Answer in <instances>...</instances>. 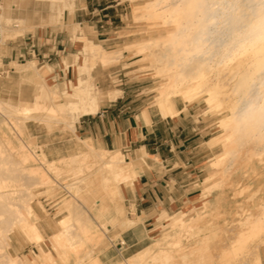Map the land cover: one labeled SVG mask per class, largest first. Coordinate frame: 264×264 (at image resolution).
Listing matches in <instances>:
<instances>
[{
	"label": "bare ground",
	"instance_id": "bare-ground-1",
	"mask_svg": "<svg viewBox=\"0 0 264 264\" xmlns=\"http://www.w3.org/2000/svg\"><path fill=\"white\" fill-rule=\"evenodd\" d=\"M36 1L48 5L51 12L48 21L53 24L63 19L65 11L72 15L75 10V0ZM134 12L138 14L134 17L138 23L148 22L150 30L163 31L158 37L133 44L137 53L149 60L150 68L161 80L155 97L160 113L164 117H175L179 114L175 108L177 101H182L186 107L202 100L209 109L225 114L219 122L221 133L209 143L222 149V153L215 156L211 163L213 169L221 170V178L217 180V175L216 181L213 176L207 178L204 197H210L228 186L240 187V182L231 180L236 170L244 164L247 174L253 161L258 165L264 164V42L261 41L264 37V0H146ZM1 20L6 23L4 27L1 24V37L2 34L7 36V22L11 23L12 19L4 18L2 12L0 23ZM17 22L19 25L14 28L20 29L13 32L19 35L30 22L23 18ZM76 27L79 29L78 25ZM84 53L85 60L77 68V84L70 86L71 91L61 92L57 86H48L44 76L50 69L41 72L37 62L30 61L22 65L21 70L24 73L31 71L28 79L38 84L39 94L35 96V103L20 106L0 100V264H4L5 259L14 264H24L8 252L11 235L18 232L17 229L24 231L31 240H44L38 225L30 223L35 211L32 206L33 190L51 183L44 171L59 173L63 170L48 161L45 154L37 158L35 154L28 153L30 147L25 141L19 140L17 146L20 135L15 133L17 139L13 138L10 131H22L25 122L37 119L35 113L41 111L48 112L43 121L49 129L53 123H63L70 132H74L80 117L97 112L101 103L100 94L88 79L87 74L91 71L89 63L95 61V64L106 67L120 59L122 52L119 49L107 52L100 44L87 42ZM62 96L64 99L61 100ZM23 116L24 120L21 119ZM83 146L86 152L67 157L70 161L65 162L66 168L71 175H79L85 165L82 166V160L88 158L95 159L94 165L99 163L100 166L80 180L84 182L80 183L83 186L76 182L69 189L74 192L100 190L102 196L93 207H88L83 203L85 201L77 198L67 204L65 209L69 215L59 221L61 230L53 238L57 243H68L66 246H69L70 253H82L80 250L89 243L98 242L99 245L105 236L102 227L117 223V218L124 217L119 204L115 203L123 201L121 186H129L139 174L134 162L126 161L121 152L97 151L85 142ZM33 158L35 162L39 161V165L30 167L27 164L34 162ZM93 159L88 161L92 164ZM93 167L90 169L93 170ZM257 171L252 170L251 173L255 175ZM247 189L243 188L237 194L240 196ZM254 194L250 193L247 197L246 202L250 206L255 205ZM83 199L86 198L83 196ZM210 204L205 200L202 212L197 210L190 217L183 212L172 218L168 235L117 264H264V198L253 210L245 207L240 210V219L227 238L229 242L227 239L226 242H215L222 239V232L218 224L207 220L204 215ZM203 209H206L205 212ZM184 240L190 241L188 246ZM63 245L61 247L66 249ZM61 251L58 253L61 259L62 254L69 253ZM39 263L54 264L56 258L51 252H44V260ZM83 263L103 264L92 256L91 250L86 251V255L84 252V256L75 262Z\"/></svg>",
	"mask_w": 264,
	"mask_h": 264
},
{
	"label": "crops",
	"instance_id": "crops-1",
	"mask_svg": "<svg viewBox=\"0 0 264 264\" xmlns=\"http://www.w3.org/2000/svg\"><path fill=\"white\" fill-rule=\"evenodd\" d=\"M81 4L82 0H79L72 15L66 11L64 28L37 30L20 39L19 43L17 38L9 41L0 58L3 69L13 70L11 64L29 58L36 61L41 70L50 69L46 80L52 82L53 87L57 86L61 92L70 91V86L77 84V68L85 60L86 43L100 44L108 50L115 45L112 34L107 31L112 21L104 20L108 15L101 16L99 9L90 6L89 2ZM13 12L17 18V9ZM97 70L98 66L94 67L92 77ZM96 76L98 85L105 86L107 80ZM135 85L117 90L121 94L115 98L111 97L115 90L103 89L104 99L97 112L80 117L74 134L65 138L61 146L52 149L62 153L78 149L86 152L85 142L97 151L121 152L134 162L139 172L131 185L121 186L122 206L127 219L117 218L116 222L119 220L126 230L109 228L110 236H121L126 247L103 249L98 255L103 264L115 263L122 254L128 256L134 246L148 242L155 232L160 231L167 218L172 219V215L183 212L192 214L209 198L204 197L207 185L204 188L203 184L212 159L200 118L189 105L177 106L178 102L175 108L179 114L164 117L157 107L151 106L147 96L134 89ZM77 139L81 143L75 145ZM118 207L123 211L120 205ZM47 231L45 238L51 239L56 234ZM25 247L39 253L37 246ZM26 248L20 249L18 242H13L17 255H22ZM41 248V260H44V252L57 253L52 240L43 242Z\"/></svg>",
	"mask_w": 264,
	"mask_h": 264
},
{
	"label": "rangeland",
	"instance_id": "rangeland-1",
	"mask_svg": "<svg viewBox=\"0 0 264 264\" xmlns=\"http://www.w3.org/2000/svg\"><path fill=\"white\" fill-rule=\"evenodd\" d=\"M85 1L86 3L89 2L90 6L94 5L95 8L99 9L101 16H103L104 14L108 15V17L104 18V20L111 19L112 21V24L110 25V28L107 29V31L108 33L112 34L111 37L113 40H115V45H112L111 46L112 48H110L109 50L105 49L102 45L101 46L107 52H114V51H117L118 49L121 50L122 52L121 56L119 57L120 59H118L116 62L106 67L99 65L100 63H96L97 64L96 65L95 61H93L94 63L92 62L89 63L91 66V71L89 72L90 74H87L88 79L89 78L91 79L92 83H94L93 85H95L94 87L96 89V92L100 94V102L104 99L103 89L109 90V91L115 90V93L111 95V97H114V96H118L121 94L117 90L122 89L124 87L128 88L130 85L134 83L136 84L134 89L136 90L138 89L140 93H143L145 96H147L150 100L151 106L157 107L155 97H157L158 95L157 89L160 87L161 80L156 77L154 69L150 68L149 60H147L143 55L138 54L136 48L133 46V44L135 43H141V42L147 41L151 38L158 37L160 34L163 33L161 29L150 30V27H149L150 23L148 22L138 23V21L134 19V17L138 15L137 12H134V11H136V9L140 7L141 4L146 2V0H82L81 5H83V2ZM78 3H79V0H75V8H76V4ZM15 8L17 9V18L13 16V13H14L13 11L15 10ZM50 13L51 12H50V8L48 7V5L41 4L40 2H37L36 0H9V1L4 0L3 2L4 18H9L10 20L11 19L12 20H11V23L7 22V26H9L8 28L9 35L7 34V36H5L4 34H2V37L0 38V58H2V55H3V47L9 41L14 40L15 38H17V43H19L20 39L34 34L37 30L45 31L47 28H60V29L64 28L65 26L64 18H65L66 11L64 12L63 19L61 21L55 22L54 24L48 21ZM20 18L28 20L30 24L28 23L29 25L25 28L24 32L18 35L16 32H13V31L20 29V28H17V29L14 28L15 26L17 27V25H19L17 21ZM1 24L3 27L6 25V23H4V20H1ZM83 54L85 56L84 51H83ZM28 62H30L29 58L27 59L23 58L21 61L15 64H11V68L13 70H7V68L4 70L2 63L0 62V100L5 101V102H10L11 104H14V105L20 104V106H23L25 104L35 103V96L39 94L38 86H36L38 84H35L36 82L28 79V74H31V71L24 73V70H21L22 69L21 66L27 64ZM96 66H98V70L96 71V74H94V77H92L93 75L92 69H94V67ZM38 69L41 72H44V70H41V66H38ZM47 75L44 76V81L48 86L53 87L54 84L52 82H47L46 80ZM96 75H100V78H102L103 80H107L105 82V86L100 87L98 85ZM126 83L127 85L128 84L129 85L125 86ZM69 90L71 91V88H69ZM62 99H64L63 96L61 97V100ZM177 102H178L177 106H182L184 104L180 100ZM189 107L191 111L195 112L198 118H200L199 119L200 124H201L200 127H202L203 128L202 130H205V133H206L205 138H206V141H208L207 146L210 151L209 153L210 158L212 159L211 162L209 163L210 166L208 169L207 178L209 176H213L214 181H216L217 176H219L217 178V180H219L221 178V174H220L221 170L213 169L211 167V163L215 159V156L217 157L222 153V149L219 145H211L209 143L214 137L218 136L221 133L219 122L221 118L225 116V114L223 113L221 114L214 110L209 109L208 106L205 105V103L202 100L190 104ZM44 113L45 112H41V111L39 113L38 112L35 113L36 115L34 114L35 116L34 115L33 116L36 117L37 119L35 120L33 119L32 121H26L24 124L25 126H23L22 128V131L18 129H17V132L14 130H11L10 136L17 139V136L20 135V137H18L19 139L17 140V146H18L19 140H22L23 142L25 141L24 143H26V145L30 147V151L29 150L27 151L28 153L31 152L33 153V155L35 154L34 156H36L37 158H41V155L45 154L48 161L53 162L54 166L61 168V169L63 168V170H61L59 173L54 172L52 170H48L49 172L44 171L45 175L49 178L48 179L49 182L51 181V183H48L49 186L47 184L46 186L39 187L33 190L34 199L32 201V206L35 211L33 213L34 216H32V218L30 219V223L32 222L38 225L42 234L44 235V240L42 241H37L33 239L31 240L29 236L28 237L25 236L26 233L24 231L21 230L20 232V230L17 229L18 232H15L14 234L11 235L12 239L9 242L8 252L11 254L12 257L21 259L24 264H40L39 261L42 259V251H43V249L41 248V245L43 244V242H51L52 240V242H55L56 250H57V253L50 251L56 258V263L54 264H72V263L75 264V262L78 261L79 258H82L84 256V252L86 255V251H90V250L92 251V256L94 258L97 257V259H99L98 255L102 252L103 249L104 250L110 249V248L120 249L121 247L124 246L121 236L119 235L110 236V231H109L110 227L113 230L115 229H120L121 231L126 230L125 228H122L120 225L119 220H121V218H119L118 223H113V224L109 223L108 226H105V227L103 226L102 227L103 232H105L103 241L100 242L99 245L97 244L98 242L97 243L92 242L93 245L90 243H89L90 245L86 244L83 247V250L82 249L80 250L82 251V253L79 251L76 252L77 254L75 252L70 253L69 252L70 248H68L69 246L68 247L66 246L68 245V243L65 245H63L64 243H62V241L57 243L54 240L53 236L51 239L45 238L46 237L45 232L47 230H48L47 231L48 233H52V234L58 233L61 230L59 221L65 218L67 215H69V211L65 209L69 201L70 203L75 202V199L73 198H77L78 200L80 199L81 202L85 201L83 203L87 204L88 207H93L98 203L99 198L102 196L101 195L102 192L100 190L98 191L92 190L93 191V192L91 191L92 193L90 191H85V190L77 192L76 190L75 192L77 193H75L74 190L72 191L71 189H69L70 185L76 182H79L78 185L83 186V184H80V183H84V182H80V180L87 178L91 173H93L95 170L99 168L100 164L97 163L94 165L96 161L94 162L95 159L93 158H88L85 161L82 160L83 161L81 162L82 166L83 164L87 165L89 163L87 165V168L88 167L89 168L87 169L86 166L84 165L83 168H81L82 173L81 172L78 173L80 176L74 173H72L71 175V172H69L68 169L66 168V163L70 161V160H67V157L68 156L72 157V155L74 156V154L77 155L79 152H83L84 150L78 149L76 152L73 151L69 153L68 152L66 153L53 152L52 149L54 147L61 146V144L63 143V140L65 138H69V135H72L74 133H72L73 131L70 132V129L67 128L65 124L63 125V123H53L51 126L53 127V125H55V127L52 128L50 126V129H49L48 128L49 125L46 127L45 124L47 125V123L43 121L45 117L48 116L47 115L48 112H46L45 114ZM38 114H41V115H38ZM23 118L24 116L21 119ZM37 120L41 122H38ZM15 133H17V136H15ZM76 141L77 143H75V145L81 143L79 139H77ZM70 142L73 143L72 141ZM34 158H33L34 162L30 161L27 164L28 166L32 167L31 165L33 166L39 165L38 164L39 161L36 160L37 162H35ZM89 159H93V161L91 160V162L94 165V167L90 163V161H88ZM124 159L126 161H131V160H128L125 156H124ZM55 160L57 161L59 160V161L57 162ZM63 164L65 167L63 166ZM251 165L254 166V169ZM263 166L264 164L258 165V162L253 161L249 165L250 169L247 171V174H246V171L244 169V164H243V166H241V168L236 170V172L232 174L233 176H231V180L235 181L236 183L237 182L241 183L239 184L240 187H229V186L225 187V189H223L224 191L219 190L207 199V201H209L211 204L210 206H208V209H207V211L209 210L208 213L206 211L207 214L205 213L204 215L207 217L206 218L207 220H210L215 225L218 224V226L220 227V231L222 232L221 233L222 239L219 238L216 241L214 240L215 242H226V241L229 242L227 238L230 236L233 227H235L238 220L240 219L239 217L240 212H241L240 210L244 209V207L253 210L255 205H257L260 202V200L264 198V188H263L264 187V167ZM92 167L94 168L93 170L90 169ZM46 168L48 169V164H46ZM250 170L257 171L256 172L257 175L256 174L254 175L253 173H251ZM53 173L55 174L53 175ZM58 174L59 175L61 174V175L58 176ZM136 179L134 178L131 182L133 183ZM206 182H207V179L205 180L203 184L204 188L206 186ZM132 183H129V184L131 185ZM243 188H248L247 192L239 196L237 193L238 191L243 190ZM254 190H256L257 192H255ZM253 191L255 194L253 193ZM86 192H88L90 196ZM260 192L262 193L260 194ZM250 193L256 196L255 203H254L255 205L252 204L251 206L246 202L249 198L248 196H250L249 195ZM83 196L86 199L82 200ZM88 196L91 197V199L88 198ZM94 203L96 204L94 205ZM122 203L123 202H120L119 204V202H116L115 204L116 205L119 204L123 208ZM238 205L242 206V208ZM238 207L240 208L239 210H238ZM202 208H204V205H202V207L199 208L198 211L202 212ZM205 210L203 209V212H205ZM123 211H124L123 216L124 218H126V213H125L124 208H123ZM195 211L192 214H187L188 217L193 216L195 214ZM209 212H211V214ZM174 215H172L171 217L176 218L180 214L178 215L174 214ZM172 224H173V220L170 217L167 218L164 224L161 225L160 231L155 232L153 234L154 236L151 237L148 242H141L138 246H134L132 253H129L128 256H123L122 254V257L119 256L117 261L113 264L124 262L126 259L136 254L137 252L142 251L145 248L151 246L156 240L168 235L171 232L170 229L172 227ZM214 241H207V242H214ZM13 242H18L20 249H25L26 248L25 246L30 245V244L37 246V248L39 249V253L33 252L31 248L29 249L26 248V251L23 252L22 255H19V254L17 255L14 253L15 251L13 250ZM63 242L66 243V241H63ZM184 242H186V240H184ZM188 242L190 241H187L185 243L187 244L186 246L189 245ZM60 244L66 247V249L61 247L62 245ZM67 248L69 250H67ZM44 251H48V250H44ZM60 251L62 253L66 251L69 252V253L66 252L67 255L62 254L63 256L62 259L65 258L66 262L62 261L61 256L58 255ZM67 259H69L68 263H67Z\"/></svg>",
	"mask_w": 264,
	"mask_h": 264
},
{
	"label": "built area",
	"instance_id": "built-area-1",
	"mask_svg": "<svg viewBox=\"0 0 264 264\" xmlns=\"http://www.w3.org/2000/svg\"><path fill=\"white\" fill-rule=\"evenodd\" d=\"M3 1L4 0H0V16H1L2 12H3ZM0 38H1V23H0Z\"/></svg>",
	"mask_w": 264,
	"mask_h": 264
},
{
	"label": "snow or ice",
	"instance_id": "snow-or-ice-1",
	"mask_svg": "<svg viewBox=\"0 0 264 264\" xmlns=\"http://www.w3.org/2000/svg\"><path fill=\"white\" fill-rule=\"evenodd\" d=\"M4 264H14V262H11V261H8L7 259H5Z\"/></svg>",
	"mask_w": 264,
	"mask_h": 264
},
{
	"label": "clouds",
	"instance_id": "clouds-1",
	"mask_svg": "<svg viewBox=\"0 0 264 264\" xmlns=\"http://www.w3.org/2000/svg\"><path fill=\"white\" fill-rule=\"evenodd\" d=\"M261 41L264 42V37H261Z\"/></svg>",
	"mask_w": 264,
	"mask_h": 264
}]
</instances>
